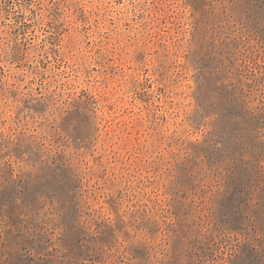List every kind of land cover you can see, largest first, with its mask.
<instances>
[{"label":"rangeland","instance_id":"obj_1","mask_svg":"<svg viewBox=\"0 0 264 264\" xmlns=\"http://www.w3.org/2000/svg\"><path fill=\"white\" fill-rule=\"evenodd\" d=\"M0 264H264V0H0Z\"/></svg>","mask_w":264,"mask_h":264}]
</instances>
